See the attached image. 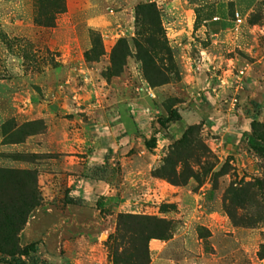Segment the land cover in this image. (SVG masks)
<instances>
[{
    "label": "rangeland",
    "instance_id": "374dc122",
    "mask_svg": "<svg viewBox=\"0 0 264 264\" xmlns=\"http://www.w3.org/2000/svg\"><path fill=\"white\" fill-rule=\"evenodd\" d=\"M152 2L167 51L139 61L136 9ZM39 11L0 0V169L37 175L41 203L19 233L37 243L31 263L116 264L119 216L135 215L165 226L146 264H264V152L248 142L264 124V0H65L54 27ZM174 109L180 120L154 129ZM70 139L82 154L62 152ZM105 162V190L70 180ZM145 226L121 233L140 248Z\"/></svg>",
    "mask_w": 264,
    "mask_h": 264
},
{
    "label": "trees",
    "instance_id": "16d2710c",
    "mask_svg": "<svg viewBox=\"0 0 264 264\" xmlns=\"http://www.w3.org/2000/svg\"><path fill=\"white\" fill-rule=\"evenodd\" d=\"M64 11L65 0H40L38 24L43 27H54L56 15ZM159 19L160 14L153 2L138 6L136 9L137 39L135 48L139 61L156 60L158 52L164 50L162 39L165 38V33L161 25L158 26ZM129 52L128 42L120 40L113 56L116 58L120 55L125 59ZM122 70L121 67V72ZM252 106L257 110L260 107L255 101H252ZM180 118L176 109L170 110L167 116H163L156 123H153L154 129L164 128L168 123L178 121ZM156 140V137L145 139L146 148L153 150L156 146ZM248 142L257 152H264V124L258 123L254 119ZM113 171L114 169H111L108 162H105L100 166L84 167L82 177L86 180L102 181L110 185ZM37 180V175L33 170L0 169V254L2 255L0 264H32L31 257L37 253V243L21 245L19 240V233L41 203V193L38 190ZM249 187L251 186L249 185ZM65 203L78 207L85 206L83 198L72 197L69 194L65 196ZM139 221L148 222V226L137 233L139 234L137 239L140 238L143 242V247L140 248L130 243L131 241L134 242L135 238H130L126 233H121V228L125 230L130 223H138ZM164 227L162 222H153L148 218L120 215L118 220L120 233L118 237H111L115 243L110 249L116 264H146L148 244L152 239L165 237L162 233ZM131 234L136 235L133 232ZM125 244H130V250L125 249L119 253V247ZM260 257L264 258V254H261Z\"/></svg>",
    "mask_w": 264,
    "mask_h": 264
},
{
    "label": "crops",
    "instance_id": "0c3cea01",
    "mask_svg": "<svg viewBox=\"0 0 264 264\" xmlns=\"http://www.w3.org/2000/svg\"><path fill=\"white\" fill-rule=\"evenodd\" d=\"M206 30H208V32L211 34V26H210V24L207 26V29ZM202 52L203 53H206L208 59H210V61L213 62V59L214 58H211V52H212L211 50L203 49ZM201 61H203V58H202ZM201 61H200V65H198V69H204L205 66H209L206 61H204V63L201 62ZM227 115L229 116L228 118H230V116H232L230 113H228ZM73 124H75V126L79 125L78 120H76ZM48 125H49V129H50V123ZM84 129H85V127H84V124H83L81 126V128H77V129L75 128L74 131H80V130L82 131ZM69 134H71V132ZM69 134H67L68 137H70ZM72 136H73V134L71 135V137ZM68 142H70V143H68L65 146L67 151H62L65 154H73V155H75L77 153L82 154V152H80L79 150H81V151L85 150L84 149V147H85V145H84L85 141L84 140H80L78 144L75 143V140L74 141H71V139ZM69 158H72L73 159V158H76V156H70ZM70 180L71 181L73 180L72 182H75V181H77V182H84L85 184H88L91 188H93L92 190L96 189L97 191H103V190L106 189L105 188V184H103L102 181H100V182L98 181L97 182V181L86 180L83 177H79V176H70ZM113 200L115 202H117V201H119V197H117V195H116V196L113 197Z\"/></svg>",
    "mask_w": 264,
    "mask_h": 264
},
{
    "label": "built area",
    "instance_id": "2783aa9c",
    "mask_svg": "<svg viewBox=\"0 0 264 264\" xmlns=\"http://www.w3.org/2000/svg\"><path fill=\"white\" fill-rule=\"evenodd\" d=\"M241 23H242V19H241L240 16L237 14V15H236V21H235V24H236V26H239Z\"/></svg>",
    "mask_w": 264,
    "mask_h": 264
}]
</instances>
